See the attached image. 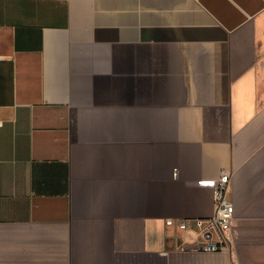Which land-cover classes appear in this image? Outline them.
I'll use <instances>...</instances> for the list:
<instances>
[{
	"label": "crops",
	"instance_id": "crops-1",
	"mask_svg": "<svg viewBox=\"0 0 264 264\" xmlns=\"http://www.w3.org/2000/svg\"><path fill=\"white\" fill-rule=\"evenodd\" d=\"M0 120V264H264V0H0Z\"/></svg>",
	"mask_w": 264,
	"mask_h": 264
},
{
	"label": "built area",
	"instance_id": "built-area-1",
	"mask_svg": "<svg viewBox=\"0 0 264 264\" xmlns=\"http://www.w3.org/2000/svg\"><path fill=\"white\" fill-rule=\"evenodd\" d=\"M3 121L0 120V128ZM233 169L224 168L215 187V211L206 218L167 219L166 224L177 226L182 231L196 234L191 250L205 253L232 252L235 250L233 225L235 208L231 199Z\"/></svg>",
	"mask_w": 264,
	"mask_h": 264
}]
</instances>
